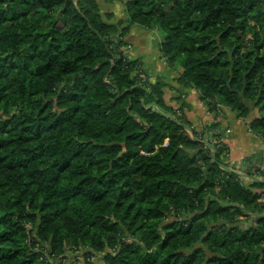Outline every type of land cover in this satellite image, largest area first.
<instances>
[{
	"label": "trees",
	"instance_id": "1",
	"mask_svg": "<svg viewBox=\"0 0 264 264\" xmlns=\"http://www.w3.org/2000/svg\"><path fill=\"white\" fill-rule=\"evenodd\" d=\"M80 1L0 0V264H264V181L231 171L226 126L188 135L129 28ZM124 4L181 85L264 139V0Z\"/></svg>",
	"mask_w": 264,
	"mask_h": 264
},
{
	"label": "crops",
	"instance_id": "2",
	"mask_svg": "<svg viewBox=\"0 0 264 264\" xmlns=\"http://www.w3.org/2000/svg\"><path fill=\"white\" fill-rule=\"evenodd\" d=\"M97 0L99 6L106 9L107 12H115L116 8L108 2ZM121 15L123 13V4L120 3ZM123 16V15H122ZM122 18V17H121ZM164 34L159 31H147L137 27H133L129 35L125 38L128 42L137 46L136 56L145 64L144 73L150 76L157 75L163 81L171 84L172 90L166 92L167 105L175 108L182 101L186 108L185 113L189 116L191 122L196 123L200 118L202 120L211 121L213 116L205 115L206 106L200 99V94L193 88H184L177 84V79L182 70H175L172 66L166 64L160 55V45L163 41ZM180 96V97H179ZM227 114V112H226ZM227 128L224 142L230 148L229 161L234 167H239L243 163L248 162L252 165V161L264 168V139L254 135L249 127V121L238 119L234 114L228 113L227 118L219 119Z\"/></svg>",
	"mask_w": 264,
	"mask_h": 264
},
{
	"label": "rangeland",
	"instance_id": "3",
	"mask_svg": "<svg viewBox=\"0 0 264 264\" xmlns=\"http://www.w3.org/2000/svg\"><path fill=\"white\" fill-rule=\"evenodd\" d=\"M114 1H115V2H114ZM83 2H84V0H81V1H80V3H83ZM108 2L111 3V4L114 2V3H113V6H114V8H116V11H115V12H107L106 9H104V8L102 9V8L99 6L98 15H99L100 19H101L105 24H108V25H117V24H119V23H122V26H120V29H126V28H129L128 31L124 34V37H123V40H124V42H125V45L122 46V47L120 48V50L123 51V52H125L126 57H127L126 60H129V62L133 63V62L136 61V60H140V61H141L142 66H140V70H138V74L136 73V75H138V77L141 78L142 82H144V83L149 82V83H152V84H159V83H161V84L164 85L163 88H162V91L164 92V100H165V103L167 104L166 99H165V96H166V92H167V90H172V86H171V84H168L167 82L163 81L161 78L159 79V78L157 77V75L150 76V75H148L147 73H144V72H145V71H144V69H145V64H144V62H143L141 59H139V58L136 56L137 46L134 47V44L128 42V41L125 39V38L129 35V33H130V31H131V29H132L133 27H137V28H140V29H142V30H147V31H152V30L145 29V28L138 27V26H132V27H130L131 25H130V23H129V16H128L127 9H126L125 4H124V3L126 2V0H109ZM108 2H107V1H103V4H108ZM120 3L123 4V10H124L123 13H122L123 16L121 15ZM91 8H92V9H91ZM89 9H91V11H92V10H93V11L96 10L95 8L93 9V6H90ZM121 17H122V18H121ZM253 23H255V22H253ZM154 31H159V30H158V29H155ZM159 32H161V31H159ZM165 40H166V36H164L163 41L161 42L160 49H159L160 51H159V52H160V55H161L162 60H163L166 64H168L166 58L163 57V53H162V48H163L162 45H163V43H164ZM121 59H122V58H121ZM168 65H169V64H168ZM169 66H170V65H169ZM179 77H180V76H179ZM178 79H179V78H178ZM178 79L176 80V81H177V84L180 85V86H182V87H184V88H186L185 86L181 85V84L178 82ZM6 80L13 81V80H11L10 78H8V79H6ZM150 81H151V82H150ZM179 97H180V96H179ZM200 99H201V98H200ZM205 106H206V105H205ZM185 108H186L185 104H184L182 101H180L179 104H178V106H176V107L174 108L175 113H176L175 117H179V116L182 117V119H181V121H182V125L185 126L184 131H186V132L188 133V135L192 136L193 138H196V137L201 138V137L203 136V132H205V130H206L207 128L213 126L216 122H218L219 119H220V116H219V115L221 114V112H224V111H220V112H218V111H211V110L208 108V106H206L205 115H206L207 117H211V116H213L214 118H212L211 121H210V120L207 121V120H202V119H204V117H203V118H200L196 123H193V122H191V120L189 119V116L185 113V111H184ZM224 113H225V112H224ZM225 116L227 117V114H226V113H225ZM195 134H196V135H195ZM209 135H211V132H209ZM204 139H205V138H203V140H204ZM204 142H210V143L213 144L214 146L217 145L216 140H215L214 138H209V140H208V139H205ZM227 158H229V159L231 158V157H230V153H229V155L227 156ZM231 166H234V165L231 163ZM231 166H230V169H231V171H232L233 168H231ZM242 167H243V170H247L248 167H250V166L247 167V163L245 162V163H243ZM263 170H264V169H263ZM253 175H256V174H253ZM255 177L258 178L259 175L257 174ZM260 180L264 181V178L261 177ZM246 184H247V185H251V183H249V182H246ZM259 192H260V193L264 192V189L261 190V191H259ZM106 240L108 241V242H107L108 244H110V243L112 242V241H111L110 239H108V238H106ZM99 241L102 242L101 240H99ZM68 243L72 244V245H70V247L76 248V246H77V245L74 243V240H71V239H70V240L68 241ZM78 247H79V250L82 251V250L84 249L85 245H84V243L82 242V243H80V246H78ZM96 249H98V248H96ZM104 254H105V253H103L102 251H101V252H98V253L95 254V256H94V258H93V260L95 261V264H107V260H105V259L103 258Z\"/></svg>",
	"mask_w": 264,
	"mask_h": 264
},
{
	"label": "built area",
	"instance_id": "4",
	"mask_svg": "<svg viewBox=\"0 0 264 264\" xmlns=\"http://www.w3.org/2000/svg\"><path fill=\"white\" fill-rule=\"evenodd\" d=\"M224 111V110H223ZM225 112V111H224ZM224 112H221V114L219 115L220 116V119H225V118H227L226 116H225V113ZM211 135H213L212 133H211ZM201 140H203L202 139V137L200 138ZM206 139V138H205ZM205 139H204V141H205ZM209 140V139H208ZM217 143V146H219L220 144H218V142H216ZM247 163V167L248 166H250L249 165V163L248 162H246ZM231 168H233V171H236V172H238V173H240L241 175H243L244 176V183L246 184V182H249V183H252V182H254V181H256V180H258V181H262V180H260L261 179V177H260V175H259V177L258 178H256L255 176L256 175H252V176H249L248 174H247V170H243V167H242V165L241 166H239V167H234V166H231ZM264 169V168H263ZM79 260H81V259H79ZM80 264V263H79Z\"/></svg>",
	"mask_w": 264,
	"mask_h": 264
}]
</instances>
